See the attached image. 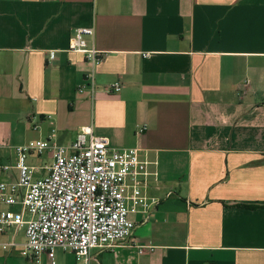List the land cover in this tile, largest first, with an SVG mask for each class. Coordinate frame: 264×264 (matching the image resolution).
<instances>
[{
	"label": "crops",
	"instance_id": "obj_1",
	"mask_svg": "<svg viewBox=\"0 0 264 264\" xmlns=\"http://www.w3.org/2000/svg\"><path fill=\"white\" fill-rule=\"evenodd\" d=\"M79 28L94 29L95 68L69 50ZM82 128L137 148L156 202L90 264H264V0H0V164ZM2 240L22 245L25 230ZM19 252L0 249V264H34ZM54 262L75 256L57 249Z\"/></svg>",
	"mask_w": 264,
	"mask_h": 264
},
{
	"label": "built area",
	"instance_id": "obj_2",
	"mask_svg": "<svg viewBox=\"0 0 264 264\" xmlns=\"http://www.w3.org/2000/svg\"><path fill=\"white\" fill-rule=\"evenodd\" d=\"M87 38H94L93 28L75 30L69 50L83 54L95 68L104 54L89 46ZM87 81L94 93L93 73ZM119 87L116 82L104 91L111 93ZM84 88L79 86L78 92ZM55 137L52 132L46 140L16 146L15 166L0 164V178L16 170L14 180H0V206L7 208L0 212V249L19 248L20 255L34 264L42 256L55 264L54 254L60 249L72 252L75 264H90L93 249L112 251L131 238L135 229L131 214L147 215L154 208L155 200L144 193L148 162L140 159L137 148L111 147L106 138L93 135L91 128H82L68 146L53 142ZM46 151L52 163L43 168L47 175L37 178L39 170L28 165L27 159ZM15 207L20 211L11 210ZM25 213L30 215L27 221ZM10 226L24 228L22 245L2 240Z\"/></svg>",
	"mask_w": 264,
	"mask_h": 264
},
{
	"label": "rangeland",
	"instance_id": "obj_3",
	"mask_svg": "<svg viewBox=\"0 0 264 264\" xmlns=\"http://www.w3.org/2000/svg\"><path fill=\"white\" fill-rule=\"evenodd\" d=\"M47 153H49V157L47 156ZM27 163H28V165H33V166L39 167L38 168V170H39L38 173H39V172H41V170H44L43 169L44 167L40 168V166H43L44 164L48 165V166L51 165V163H52L51 153L49 151H46L41 156L30 155L28 157V159H27ZM41 177H43V176H41ZM13 210L19 212L20 208L19 207H15ZM24 219L26 221L29 220L30 219V215L28 213H25Z\"/></svg>",
	"mask_w": 264,
	"mask_h": 264
}]
</instances>
